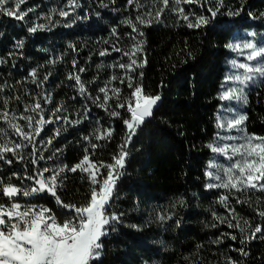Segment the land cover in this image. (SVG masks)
<instances>
[{
  "label": "trees",
  "instance_id": "1",
  "mask_svg": "<svg viewBox=\"0 0 264 264\" xmlns=\"http://www.w3.org/2000/svg\"><path fill=\"white\" fill-rule=\"evenodd\" d=\"M215 2L213 0V4ZM76 3L78 7L70 6L69 0H26L21 9L33 8L34 11L29 12L24 21L0 14V58L4 60L0 63V129L6 133H0L3 135L0 143L11 141L27 145L18 150L23 160L6 154L14 162L11 165L0 162V180L29 187L31 181L18 180L12 174L24 176L34 174L36 168H48L49 172L45 173L48 176L65 165L71 168L77 164L86 154L85 149L106 176L107 167L100 165L115 163L114 158L125 144L127 130L121 118L111 117L97 106L94 98L103 96L99 88L115 75L118 79L112 81L109 88H119L120 102H125L133 90L127 84L126 76L130 75L133 84H142L147 94H160L162 99L153 118L137 130L124 149L128 156L125 167L119 170L121 175L111 201V211L124 215L116 225L117 231L103 238L102 264H228L229 257L242 264H264V240L254 239L243 245L249 255L242 257L234 250L242 247L239 228H229L227 223H220L212 216L215 212L233 224L247 221L251 228L264 227V217L258 215L264 211V191L246 195L216 188L209 190L205 188L204 174L214 154L208 145H215L219 132L216 117L222 102L217 97L230 56L225 44L245 32L255 33V37L264 34V16H261L264 0H223L217 17L199 29L188 28L176 12L165 10L159 22L153 19L151 24L139 25L143 36L133 33L123 21L135 22L137 15L145 16L148 11H152L154 17L155 11L163 7L159 0H137L131 5L127 0H115V3L76 0ZM102 3L108 7H102ZM180 6L186 13L210 16L206 9L213 5L200 0V3ZM60 10L69 15L61 17ZM227 11H239V15L229 16ZM249 13L257 18L252 19ZM45 17H50L51 22ZM41 23L46 25L44 30L27 32L29 24ZM113 28L116 36L112 35ZM129 33L136 40L144 41L143 52L137 59L147 63L126 74L124 69L114 65L128 62L123 51L130 50L135 42ZM19 39L25 42L22 50L14 47ZM70 44L74 47L70 48ZM114 45L122 51H115ZM105 50L107 54L101 56L100 52ZM9 52L18 54L9 56ZM33 69L35 78L30 75ZM69 75L80 76L86 88L84 95ZM121 78L125 83H120ZM261 89L251 110L256 122L264 123V88ZM49 97L50 103L46 102ZM36 102L41 103L45 119L55 121L44 125L40 136H35L34 128H29L27 121L21 119L37 116L26 110ZM116 102L115 98L110 100L109 108ZM56 108H61L59 115L67 117L71 123L56 120L53 115ZM115 110L122 117H128L126 109ZM4 112L8 113L6 119ZM9 122L32 133V143L16 135ZM108 128L113 129L111 138L95 139L96 129ZM56 130H60L58 136ZM85 136L90 139L85 140ZM50 137L54 138L48 144ZM92 143L97 145L95 149ZM36 150L39 152L34 155ZM39 155L45 159L39 160ZM32 159H37L38 163L31 164ZM61 177L63 183L57 190L61 199L83 205L91 191L88 175L79 170L75 173L66 170ZM221 196H228L227 206L219 202ZM180 200L184 201L182 205L178 203ZM11 202L0 196V203L7 206ZM15 202L46 206L60 222L66 211L47 194L17 198ZM161 214L174 215L172 220L162 222L157 218ZM178 218L181 220L179 228L175 226ZM213 223L216 227L211 226ZM221 234L237 235L238 239L226 238L222 243H213Z\"/></svg>",
  "mask_w": 264,
  "mask_h": 264
},
{
  "label": "snow or ice",
  "instance_id": "2",
  "mask_svg": "<svg viewBox=\"0 0 264 264\" xmlns=\"http://www.w3.org/2000/svg\"><path fill=\"white\" fill-rule=\"evenodd\" d=\"M26 0H0V14L14 17L17 21H24L29 12L34 11L33 8L27 10L21 9V4H24ZM115 3V0H112ZM131 5L137 0H127ZM163 7L153 12L148 11L145 16L137 15L135 22L132 19H126L123 23L127 24L133 33H138L143 36V32L139 31V25L151 24L153 19L159 22L162 13L165 10H171L177 13L179 19L186 22L188 28L199 29L207 26L211 19H215L220 13V9L223 7V0H216L213 4V0H204L205 4H212L213 6L207 7V12L210 16L196 15L195 13H186L184 8L180 5L183 4H196L200 3V0H159ZM69 5L72 7H78L76 0H69ZM102 7H108L106 4H101ZM204 6V5H202ZM137 7L140 5L137 3ZM227 15H239V11L232 12L227 11ZM59 15L61 17H67L69 12L60 10ZM99 15V13H97ZM190 15L192 19H190ZM252 19H256L252 13H249ZM264 16V13L261 14ZM49 19L50 17H45ZM45 24H29L27 27L28 33H36L38 30H44ZM112 35L116 36V29H112ZM135 42L128 51H123V56L128 58L127 63H118L114 65L121 69H124L125 73L135 72L137 68H142L147 63L146 60H138L137 57L143 52V40H136L131 33L128 34ZM250 36H255V33H249ZM118 38V37H117ZM107 43V41H105ZM25 46L23 39L15 41L14 47L17 50H22ZM70 48L74 45H69ZM117 52L122 51L121 48L113 46ZM225 48L237 54H243L245 51L247 54L244 59L247 62H238L236 59H231L228 63L230 68L235 70L231 71L224 78V83L221 84V91L218 94V100L221 102H227L226 105H222L224 112L228 115L221 117L217 115L216 128L222 131L232 133L236 132L238 135H225L220 136L217 133V137L223 141H234V143L209 144L211 152L217 155L225 157L231 163L228 166H224L215 161H210L205 171L206 177V189L224 188L235 190L237 192L246 191L248 189H256L259 187L261 191H264V136H256L255 134H249L245 127V121L247 120V114L238 110L233 104H242L247 106L248 101V89L259 82H264V43L253 42L252 40H244L242 42H228L225 44ZM18 53L9 52V56L17 55ZM22 55V52H19ZM107 54V50L101 51L100 55ZM191 56V52L188 53ZM3 58H0V63H3ZM54 63V61H52ZM76 62L73 61V66ZM80 71H84L80 69ZM32 77H36V70L33 69L30 73ZM140 77H143V73H139ZM47 76L44 77L47 80ZM70 80H75L79 85V92L81 95L86 93L85 85L81 82L79 75L68 77ZM118 77L113 75L110 80L99 88V92L103 93V96H96L94 102L98 107H102L111 117L121 118L123 124L126 126L127 138L125 144L121 145V152L119 156L115 157V163L110 165H100L101 167H107V175H101L98 178V166L92 162L90 156L87 154L88 150L85 149L86 154L83 158L71 168L66 165L51 172L46 176L45 173L49 172L48 168H36L34 174H26L19 176L13 173L18 180H29L32 182L29 187H18L15 184L0 180V196L8 198L12 201L10 205L0 203V264H92L94 261H98L102 264V256L104 254V237H107L110 232L117 231L116 225L121 223V218L124 213H117L111 211V201L113 193L115 191L117 180L121 173L120 169L125 167L126 158L128 152L124 149L127 144L131 142L132 137L136 135L137 130L150 119L154 114V109L161 101L160 94L149 95L145 92L142 84H133V77L126 76L127 84L130 89H133L130 96L125 102L121 101V90L116 87L109 88L112 81L117 80ZM35 83L36 80L34 79ZM120 83H125V79L121 78ZM235 85V86H232ZM163 85H161L162 87ZM2 90V89H0ZM111 92V95H109ZM87 98V97H86ZM115 98L117 101L113 108H109V101ZM46 102H51L50 97ZM5 103H7L5 101ZM62 107V106H61ZM115 109H126L128 117L121 116L119 111ZM28 111L35 112L37 116H22L21 119L27 121L29 128H34V135L40 136L44 131V125L52 124L55 121L52 119H45L44 110L40 102H36L33 107L26 109ZM61 108H56L53 115L56 120H63L66 124L71 123L67 117L59 115ZM5 119L8 116L7 112L3 113ZM38 117V118H37ZM75 123H79L76 121ZM9 126L13 129L16 135L20 136L23 140L32 143L33 134L25 132L22 127L17 124L9 122ZM113 129L108 128L101 131L96 129L93 136L96 140L109 139L112 136ZM0 133H3V129H0ZM60 134V130H56V135ZM6 135V133H3ZM0 135V139L3 138ZM50 137L46 143L51 144L52 139ZM85 140H89L88 136L84 137ZM11 145V146H9ZM27 145L16 142L0 143V162L11 165L14 161L12 158L6 156L11 153V156L23 160V156L18 151L26 147ZM91 147L95 149L97 145L91 144ZM35 149V145H33ZM59 151V149H57ZM39 150H36L33 154H38ZM51 159V157H48ZM39 160H44L43 155L38 156ZM31 164L36 165L37 159H32ZM72 173L78 170L82 173H87L91 184L90 196L87 201L80 206L75 204L66 203L61 199L58 194V188L61 187L63 179L61 173L65 171ZM47 194L52 197L56 205L65 209V213L61 217L62 222L58 220L56 214L52 209L43 205H21L15 202L17 196L31 197V196H43ZM228 200V196H221L219 202L225 204ZM238 203L241 201L237 200ZM179 204H183L184 201L180 200ZM233 212L234 209H229ZM174 214L159 215L158 220L164 222L172 220ZM260 217H264V211L258 213ZM214 220H219L220 223H227L229 228H239L240 238L239 244L242 247L234 249L240 256L247 257L249 252L243 247L254 239L264 240V227L256 225L254 228L248 226V222L244 221L243 224L237 222L233 224L231 221L225 220L219 217L215 212L212 213ZM175 226L181 227V220L178 218L175 220ZM212 227H216L213 223ZM133 228H138L137 225H132ZM259 234V236H257ZM230 239L237 241V235L221 234L213 243H222L224 239ZM160 243H163L162 241ZM228 264H242V261L233 260L228 258Z\"/></svg>",
  "mask_w": 264,
  "mask_h": 264
},
{
  "label": "rangeland",
  "instance_id": "3",
  "mask_svg": "<svg viewBox=\"0 0 264 264\" xmlns=\"http://www.w3.org/2000/svg\"><path fill=\"white\" fill-rule=\"evenodd\" d=\"M249 33L251 32H245L243 33L242 35H236L231 41L232 42H242L244 40H252L253 42H260V43H264V34L259 36V37H255V36H250ZM230 56L229 58L227 59L226 61V75H228L231 71H235L233 69L230 68V65H229V61L231 59H236L238 62H247L244 57L245 55L247 54V52L245 51L243 54H237L236 52H232L230 51ZM232 86H235V85H232ZM261 88H264V82H259L250 87L247 91H248V101L249 103L247 104V106H244L242 104H233L232 106L236 107L238 110L244 112L247 114V120L245 121V127H246V130L249 134H255L256 136H264V123H262V121L260 122H256L257 120L254 119L255 115H252V105L254 103V101L256 100V97H257V94L258 92H261ZM227 102H222V105H226ZM218 115H220L221 117H224L226 115H228L226 112H224L222 106H221V109L218 113ZM256 118V117H255ZM219 133H220V136H225V135H238V133L236 132H232V133H228V132H225V131H222L219 129ZM224 143H234V141H223V140H220L216 139V142L215 144H224ZM211 161H215V162H218L219 164L221 165H224V166H228L231 161H228L225 157L221 156V155H217V154H213L212 158H211ZM102 172H103V169L100 168L98 166V178H100V176L102 175ZM87 174V173H85ZM261 183H264V181H261ZM218 190H221L223 192H226V193H232L234 192L235 190H229V189H224V188H216ZM261 190L259 189V187H257L256 189H248L246 191H242V193L244 194H255L257 192H260ZM34 196H31L30 198H33ZM24 199L26 197L20 195V196H17L15 199ZM21 205H28V204H25V203H20ZM10 205V204H9Z\"/></svg>",
  "mask_w": 264,
  "mask_h": 264
},
{
  "label": "water",
  "instance_id": "4",
  "mask_svg": "<svg viewBox=\"0 0 264 264\" xmlns=\"http://www.w3.org/2000/svg\"><path fill=\"white\" fill-rule=\"evenodd\" d=\"M160 105H161V102L159 101V102H158V105H157V106L155 107V109H154V114H155V112L159 109ZM154 114H153V116H154ZM153 116H152L150 119L146 120V121L151 120V119L153 118Z\"/></svg>",
  "mask_w": 264,
  "mask_h": 264
}]
</instances>
